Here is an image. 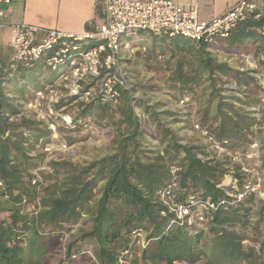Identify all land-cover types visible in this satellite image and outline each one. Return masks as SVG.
<instances>
[{"label": "trees", "instance_id": "trees-1", "mask_svg": "<svg viewBox=\"0 0 264 264\" xmlns=\"http://www.w3.org/2000/svg\"><path fill=\"white\" fill-rule=\"evenodd\" d=\"M242 26L235 34L241 41L257 38L254 22ZM139 43L146 46L142 40ZM150 47L143 54L162 61L170 89L193 97L203 86L208 93L198 115L200 125L216 139H228L231 149H245L252 140L249 131L254 119L248 111L235 110L231 103L224 102L217 86L223 77H228L256 92L259 86L251 76L219 62L213 55V45L174 38L161 44L159 51H151ZM234 53L246 54L243 50ZM42 71V64L36 70L22 69L5 86L0 84V207L10 213L9 222L0 223V264H120L119 259L121 264H264V206L258 197L211 212L205 231L169 227L170 215H161L164 207L155 199V192L169 179L168 166L177 164L182 169L178 176V201L188 194L219 201L229 198L221 185L223 165L201 161L197 157L198 145H181V137L162 123L156 108L129 92L123 91L115 106L97 102L75 104L73 97L56 103L55 109H66L64 113L74 121L111 126L114 148L84 165L68 160L47 161L49 183L38 194L37 188L30 185V172L45 154L36 146L39 141L47 144L58 140L44 123L32 117L8 123L6 114L16 113L13 99L7 95L24 99L29 96L25 93L42 88L36 84ZM32 72L36 80L29 83ZM56 76L57 72H52L45 84ZM80 128L60 127L58 133L74 143L69 134ZM147 137L157 140L161 149L144 146ZM37 196L39 210L35 215L29 214L25 207L35 203ZM251 215L258 220L250 225ZM83 218L90 224L88 231L70 235L63 244L60 232L69 231ZM132 231L146 234V248L130 246ZM258 231L259 248L246 247L243 241L255 239ZM88 244L90 247L86 248ZM124 251L128 254L124 255ZM52 257H57L55 263Z\"/></svg>", "mask_w": 264, "mask_h": 264}, {"label": "built area", "instance_id": "built-area-1", "mask_svg": "<svg viewBox=\"0 0 264 264\" xmlns=\"http://www.w3.org/2000/svg\"><path fill=\"white\" fill-rule=\"evenodd\" d=\"M9 3L10 0H0L1 6H8ZM97 4L99 21L91 29L80 33L41 30L24 23L7 24V11L0 8L1 86L16 77L19 70L33 69L39 63L43 70L57 72L50 83L33 90L30 98L7 95L13 99L16 110V113L6 114L8 123L17 122L29 110L36 113L43 110L45 118L37 115L34 119L48 126L53 137L58 140L57 143L47 144L39 141L36 146L45 154L44 160L30 172V185L37 188L38 194L45 185L42 176L46 172L47 157L54 148L60 152L70 149L65 139L59 135L58 129L91 128L89 122L74 121L69 114L56 110V103L64 97H73L75 103L97 102L115 106L123 91L131 93L133 85L128 78L125 62L139 48L124 37L138 38L140 32H145L153 37L185 38L195 44L211 46L218 40L229 39L239 25L252 21L256 24L255 30L264 40V0H240L222 16L207 22L198 20V10L194 3L184 7L172 0H97ZM5 29L8 30L7 46L11 51L6 62L3 61L2 52V32ZM140 50L145 52L146 47L143 46ZM257 63L264 70V52L259 54ZM255 78L264 90V72L261 70L255 74ZM191 99V95H183L178 107H187ZM192 130L202 143L195 144L181 137L180 144L186 147L198 145L200 152L197 157L203 162L222 163L224 171L221 185L229 198L211 201L188 194L183 201H178V176L182 169L177 164H170L167 183L155 192V199L164 207L161 215H170L169 227L178 225L191 231H205L211 212L225 210L229 205L241 203L249 197H258L264 206V169L259 141L252 139L243 150L231 149L228 139H216L198 122L192 124ZM7 135L8 132L5 133ZM2 186L0 180V187ZM22 204L24 206L26 202L23 201ZM32 204L25 211L35 215L39 210V196ZM28 206L27 204L26 207ZM257 220L253 215L248 218L250 225ZM130 238V246L136 245L141 250L149 242L146 234L141 231H132ZM248 240L249 238L245 239L243 244H247ZM258 248L259 245L255 246L256 250ZM123 254H128V251ZM119 263H122V259H119Z\"/></svg>", "mask_w": 264, "mask_h": 264}, {"label": "rangeland", "instance_id": "rangeland-1", "mask_svg": "<svg viewBox=\"0 0 264 264\" xmlns=\"http://www.w3.org/2000/svg\"><path fill=\"white\" fill-rule=\"evenodd\" d=\"M146 61L147 64H145L146 62L143 63L139 60L132 62V59H127L125 62V69L128 74V78L132 81L133 85L131 95L134 98L146 100L149 106L155 107L156 111L162 115V123L175 132L179 137L195 144H201V139L192 130V124L196 122L199 123L198 115L201 108H203L206 104L208 93L204 90L203 86H201L197 89L195 95L189 101L188 106L180 109L178 107V102L182 98V95L167 86L168 72L165 65L161 60L149 59ZM49 76H52V73L48 69L43 70V74L40 78H38L36 84L43 87ZM35 77V72H32L30 74L29 83L32 80L35 81ZM259 88L260 87L257 88L256 92L247 91L245 89H239V91H237V85L225 81L219 85V95L221 93L224 95H220L221 97L228 96L225 97L224 102L231 103L235 110L248 111L251 114L254 119V123L250 127L249 135L252 139L258 140L261 144V149H263L264 97L259 98L258 95L261 92L263 94L264 90ZM29 90L30 89H28V91ZM245 94H248L247 97ZM18 97L21 98L19 95ZM61 110L64 112L66 109ZM136 113L140 115V111L137 110ZM37 115L45 118L43 110H39L37 113L29 110L25 113V115H23V117H32L34 119ZM69 136L75 140L74 143H69L65 140L70 146V149L67 152H60L57 148H54L51 155L47 157L46 162L49 160H68L72 163L84 165L110 153L114 148L113 142L115 133L112 131L111 126L103 127L91 125V128L87 130L80 128L75 132L72 131ZM147 139L148 143H145L144 146H147L151 150H156L157 147H160L157 140L150 137H147ZM48 176L49 173H45L44 177L42 176L44 184L49 183ZM32 206L33 204L25 207V210L27 208H31ZM9 218L10 213L2 210L0 207V223L9 222ZM89 225L90 224L88 222H84L83 218V220H79V222L70 227L69 231L60 232L62 236V243L65 244L70 239V235H79L82 231H88ZM260 241L261 232L258 231L255 234V239L252 240L249 238L248 243L244 245L255 249V246L259 245ZM89 247L90 245L88 244L86 248ZM59 253L62 254L63 250H60ZM138 256L139 254H137V257ZM56 260L57 257H52L53 263H55Z\"/></svg>", "mask_w": 264, "mask_h": 264}, {"label": "crops", "instance_id": "crops-1", "mask_svg": "<svg viewBox=\"0 0 264 264\" xmlns=\"http://www.w3.org/2000/svg\"><path fill=\"white\" fill-rule=\"evenodd\" d=\"M172 1L184 7L192 3L196 4L198 10V20L201 22H207L225 14L231 6L240 0ZM0 8H4L7 11L8 17L5 20L7 24L24 23L35 26L41 30H57L64 33H80L91 29L92 25L99 21V7L97 0H10L8 6L4 7L0 5ZM242 27V24L239 25L237 29L233 31L229 40H218L215 44H213L215 49L212 50V52L219 62L228 64L231 68L238 72L248 73L261 88L258 80L255 78V74L259 73L261 70L264 72L262 66L257 63L261 47L264 45V40L255 30L254 33L258 34L255 40L248 38L241 41L235 34L238 33ZM7 38L8 30L5 29L2 32V52L4 62L8 60L11 53L7 46ZM124 39L129 40L133 46L139 48V50H137L136 53L128 59H132V62L139 60L140 62H146L145 64H147L146 60L152 59V55L148 53L146 55L143 54L140 50L143 47L140 46V40L146 44V53L148 45L151 46V51H159V49H161V44H165L167 41L174 38L153 37L145 32H140L138 38L124 37ZM235 50L240 52L243 50L246 54L234 53ZM39 64L34 67L35 70L39 68ZM41 74H43V71ZM221 81L223 83L228 81L229 83L237 85V91H239V89L249 91L247 86L238 85V83L228 77H223ZM31 92L32 90L24 95L28 94L29 96H26L31 97ZM245 95L247 97L248 94ZM225 97L222 96L224 99ZM258 97H264V93H259Z\"/></svg>", "mask_w": 264, "mask_h": 264}]
</instances>
